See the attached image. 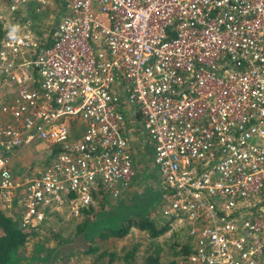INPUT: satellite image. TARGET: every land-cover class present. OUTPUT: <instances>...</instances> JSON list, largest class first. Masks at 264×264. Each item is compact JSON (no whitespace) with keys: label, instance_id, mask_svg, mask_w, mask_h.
<instances>
[{"label":"built area","instance_id":"built-area-1","mask_svg":"<svg viewBox=\"0 0 264 264\" xmlns=\"http://www.w3.org/2000/svg\"><path fill=\"white\" fill-rule=\"evenodd\" d=\"M60 1L47 42L30 14L53 0H0V206L36 228L120 197L135 131L189 261L264 264V0ZM36 144L43 167L17 179L10 156Z\"/></svg>","mask_w":264,"mask_h":264},{"label":"rangeland","instance_id":"rangeland-1","mask_svg":"<svg viewBox=\"0 0 264 264\" xmlns=\"http://www.w3.org/2000/svg\"><path fill=\"white\" fill-rule=\"evenodd\" d=\"M35 6V5H30ZM2 7L0 3V8ZM36 7V6H35ZM64 8H62V3L60 0H53V4L49 7H40L38 14L31 13L30 17L32 22L36 25L37 30L39 31L38 35L42 37L43 40L50 42L52 32L58 22V20L64 14ZM92 50L96 53L97 49L100 47L99 41L90 42ZM72 138L77 139L81 136L82 126L79 122H74L72 125ZM132 154L134 160V170L135 175L131 180V185L124 188L126 191L122 195H129L132 190L139 188L144 192V195L150 197V203L156 205L158 201L157 193L153 190L157 189L156 183L154 180L158 175L157 169L154 168L153 159H152V141L149 140L147 144L143 143L138 132H132ZM29 148V147H27ZM34 156L37 157L35 162L31 163L23 173L16 177L17 179L28 176L29 174L34 173L36 170L43 167V159L45 155V150L36 148ZM19 152V151H18ZM18 152L10 156V163H12L13 158L15 159L19 156ZM8 153L1 154L5 156ZM22 155V153L20 154ZM11 168V167H10ZM12 171V170H11ZM13 173V172H12ZM153 182V186H150L149 183ZM143 184V185H142ZM153 189V190H152ZM121 195V196H122ZM115 199L107 194L102 192H97L94 194L93 202L88 207L80 209L78 214L71 215L67 211L63 210L60 213L54 212L46 222L42 223L36 228H25L29 232L28 239L25 243V255L31 256L33 249L38 245L39 247L46 249L47 251L56 249L57 246L61 243L58 240V237H62L65 240L69 239L72 241L74 234L76 233V226L81 224L85 215L83 214L84 209L93 208L92 215L101 211V204L108 203L109 205L115 203ZM4 213L12 212L13 208H17L14 205L11 209L3 208L0 206ZM7 209V210H6ZM18 209V208H17ZM86 209V210H87ZM160 212L158 206L152 207L150 211L151 217L156 221L157 225H160ZM164 223V222H163ZM23 227V226H22ZM173 231L172 227L168 228L167 231L157 237L150 238L144 231H140L137 228H131L128 234L122 238L118 239H106L104 241L98 242L96 244V249L92 253H83L82 251H77L75 253L65 254L67 261L70 264H143L145 258L153 253L154 250L159 249L160 255V264H165L171 259L170 254V242H165L164 238L171 234ZM82 236L79 234L77 241L82 240ZM168 238V237H167ZM81 242V241H80ZM95 243V242H94ZM168 243V245H167ZM135 247V248H133ZM59 247L57 249H61ZM66 250V246H63ZM37 249V248H36ZM35 249L34 252H37ZM56 249V250H57ZM129 249H133L132 257L129 258L128 262L123 261V257L126 253H129ZM61 251V250H60ZM186 260H182L180 264H193L189 261V258L185 257ZM46 261V258L45 260ZM34 262V261H32ZM62 263V264H69ZM19 264H27L24 261L19 262ZM36 264V263H30ZM53 264H61L55 262Z\"/></svg>","mask_w":264,"mask_h":264},{"label":"trees","instance_id":"trees-1","mask_svg":"<svg viewBox=\"0 0 264 264\" xmlns=\"http://www.w3.org/2000/svg\"><path fill=\"white\" fill-rule=\"evenodd\" d=\"M5 153L7 152L0 151V155ZM154 183H156V180H154ZM149 185L154 188L153 182L149 183ZM141 187L132 190L129 195L117 197L115 203L111 205L102 203L101 211L94 215H92V207L86 208L87 210L84 209L85 219L76 226V233L72 241L58 237L61 243L57 248H62H56L57 250L54 248L50 251L36 245L31 256L25 255L24 251L25 243L29 236V232L25 229L27 227L20 228L18 221L6 215L0 207V264H19L21 261L27 264L69 263L65 254L77 251L92 253L96 249L98 242L110 238H122L128 234L131 228L144 231L150 238H157L163 235L169 228L168 222H162L157 225L150 215L151 208L156 207L160 203V193L158 189H152L157 193L158 198L156 205H153V203H150V195H144ZM99 192H102V190H99ZM79 234L82 236V240L78 242L77 237ZM167 237L164 238V241H171L170 246L167 243L170 247L171 259L165 264H180L182 260H186L185 257L189 256L190 246L185 242L180 230H173ZM63 246L67 247L66 253H64L65 249ZM35 249L37 252H34ZM129 251L123 257L124 263L128 262L129 258L132 257L133 249H129ZM159 254V249L154 250L153 253L145 258L143 264H160ZM45 258L46 261H43Z\"/></svg>","mask_w":264,"mask_h":264},{"label":"crops","instance_id":"crops-1","mask_svg":"<svg viewBox=\"0 0 264 264\" xmlns=\"http://www.w3.org/2000/svg\"><path fill=\"white\" fill-rule=\"evenodd\" d=\"M39 147H41V145L36 144L29 148L20 149V151L18 152L19 156L16 159L14 157L11 163V170L15 177H19L23 173V171L26 169L27 166H29L32 162L33 163L35 162L37 157L34 156V153H35L34 150ZM21 153L22 155H20ZM6 215L10 216L12 219L17 220L19 223L20 216L18 214L17 208H13L12 212L10 211V213H7Z\"/></svg>","mask_w":264,"mask_h":264},{"label":"clouds","instance_id":"clouds-1","mask_svg":"<svg viewBox=\"0 0 264 264\" xmlns=\"http://www.w3.org/2000/svg\"><path fill=\"white\" fill-rule=\"evenodd\" d=\"M18 30V26H14L13 27V29H12V32L14 33L15 31H17ZM12 33H10V35H11Z\"/></svg>","mask_w":264,"mask_h":264},{"label":"water","instance_id":"water-1","mask_svg":"<svg viewBox=\"0 0 264 264\" xmlns=\"http://www.w3.org/2000/svg\"><path fill=\"white\" fill-rule=\"evenodd\" d=\"M19 227H20V228L22 227L21 221H19Z\"/></svg>","mask_w":264,"mask_h":264}]
</instances>
